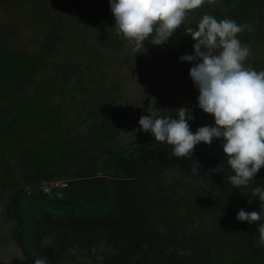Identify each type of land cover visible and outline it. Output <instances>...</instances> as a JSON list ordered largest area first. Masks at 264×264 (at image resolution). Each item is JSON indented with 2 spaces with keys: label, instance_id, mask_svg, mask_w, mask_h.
<instances>
[{
  "label": "rangeland",
  "instance_id": "374dc122",
  "mask_svg": "<svg viewBox=\"0 0 264 264\" xmlns=\"http://www.w3.org/2000/svg\"><path fill=\"white\" fill-rule=\"evenodd\" d=\"M203 7L217 20L230 18L220 0H206L167 43L144 41L134 53L116 34L108 0H0V46L38 53L47 33L56 36L35 82L0 92V264H34L22 241L28 222L49 264H264L258 226L236 219L241 208L260 211L258 197L248 204L244 193L264 184V167L257 182L234 188L231 170L218 167L220 139L177 158L138 124L142 115L175 118L176 109L193 105L192 64L179 57L194 54L184 29L195 28ZM253 23L258 33L238 38L251 48L245 66L260 71L264 7ZM21 104L39 114L38 126L23 124ZM194 117L193 133L214 125L200 108ZM107 122L113 135L92 143ZM51 139L78 146L70 148L74 162L66 174L23 183V161ZM39 193L66 207L36 217L30 198ZM97 201L106 206L96 210Z\"/></svg>",
  "mask_w": 264,
  "mask_h": 264
},
{
  "label": "clouds",
  "instance_id": "9594fccd",
  "mask_svg": "<svg viewBox=\"0 0 264 264\" xmlns=\"http://www.w3.org/2000/svg\"><path fill=\"white\" fill-rule=\"evenodd\" d=\"M206 0H108L117 36L133 45L134 53L141 52L144 41L163 45L180 29L189 13L202 7ZM216 3V0H207ZM252 31L248 24H237L230 18L217 20L203 14L195 28L184 29L193 41L194 54H184L181 61L191 62L189 77L198 89L197 107L214 118V125L200 126L193 133L191 120L195 117L188 107L172 116L142 115L140 130L152 134L157 142L172 146L177 158H191L195 146L203 142L211 145L221 140L225 158L218 167L227 166L231 174L227 182L234 188H247L256 181V174L264 167V70L245 66L251 48L242 44L238 35ZM196 171V169H193ZM247 203L258 197L260 211L236 213L238 221L255 223L264 242V184L251 187ZM34 264H45L36 259Z\"/></svg>",
  "mask_w": 264,
  "mask_h": 264
},
{
  "label": "trees",
  "instance_id": "16d2710c",
  "mask_svg": "<svg viewBox=\"0 0 264 264\" xmlns=\"http://www.w3.org/2000/svg\"><path fill=\"white\" fill-rule=\"evenodd\" d=\"M230 14V19L236 21L237 24H248L252 26V31L247 29L238 36L241 41H247V38L253 37L258 33L259 29L253 23L254 10L264 7V0H220ZM210 14V10L206 7L202 8V14ZM55 32L51 30L46 34L45 42L42 45V51L38 53H30L28 51H15L0 46V92L6 91L10 87L28 86L35 82V74L39 68L46 62V55L52 48L55 40ZM192 85L193 81H192ZM195 87V86H194ZM193 98V105H187L191 114L195 116L198 113L197 97ZM23 116L20 117L24 125L38 126L40 124V116L32 108L25 107L24 104L19 106ZM2 130L4 128L0 127ZM113 128L106 123V128L101 133H96L94 142L98 145L106 144V139L113 135ZM6 137L10 143L13 136L6 133ZM76 148L72 144H61L57 139H51L43 145L38 151H34L31 157L25 158L20 179L23 183L35 185L42 180H49L55 177L56 171L66 174L71 163L74 162V156L70 148ZM109 171V170H108ZM111 173V172H108ZM6 182L3 181L2 185ZM2 193L0 194V196ZM30 203L34 209V215L37 217L41 213L48 212L50 209H64L65 204L46 198L45 195L36 194L30 198ZM106 206L104 201L94 202L96 210H102ZM88 213H93L90 211ZM32 222H28L24 226L22 232V241L26 250L36 259H43L45 264H49L46 256L37 251L33 245L31 238Z\"/></svg>",
  "mask_w": 264,
  "mask_h": 264
}]
</instances>
